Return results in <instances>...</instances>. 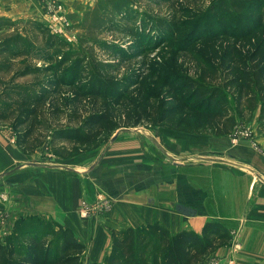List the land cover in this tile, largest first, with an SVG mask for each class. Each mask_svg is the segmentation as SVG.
<instances>
[{
    "label": "trees",
    "instance_id": "16d2710c",
    "mask_svg": "<svg viewBox=\"0 0 264 264\" xmlns=\"http://www.w3.org/2000/svg\"><path fill=\"white\" fill-rule=\"evenodd\" d=\"M253 1L97 0L84 24L94 16L90 28L136 41L130 48L97 42L114 60L71 51L72 42L43 22L0 16V124L11 127L22 153L48 141L52 154L62 157L98 148L118 128L142 122L187 124L219 136L236 124L227 113L228 90L238 110L243 101L257 108L255 127L264 133V37L255 46L249 40L246 51L234 44L220 54L217 44L261 27L262 3L253 7ZM143 2L165 11L142 10ZM233 16L246 28L230 29L225 21ZM165 45H174L169 60L145 59L131 70L142 50ZM177 53L194 63L196 79L178 70L184 62ZM109 231L102 264H198L232 238L219 220L206 221L199 233L171 232L159 222ZM85 251L74 232L53 218L26 215L0 242V264H82Z\"/></svg>",
    "mask_w": 264,
    "mask_h": 264
},
{
    "label": "crops",
    "instance_id": "0c3cea01",
    "mask_svg": "<svg viewBox=\"0 0 264 264\" xmlns=\"http://www.w3.org/2000/svg\"><path fill=\"white\" fill-rule=\"evenodd\" d=\"M47 1L0 0V16L46 25ZM62 1L66 17H75L73 1ZM2 129L0 176L18 167L4 176L3 196L17 194L18 217H51L71 229L86 245L82 264L103 263L110 229L159 222L171 232L199 233L208 220L221 221L232 238L198 264L212 257L216 264H264V138L258 136L262 145L255 150L246 140L230 146L227 137L216 136L210 153H204L198 141L178 146L176 135L125 129L104 150L98 147L48 165V159L40 162L8 149ZM84 202L95 206L87 216L81 213Z\"/></svg>",
    "mask_w": 264,
    "mask_h": 264
},
{
    "label": "rangeland",
    "instance_id": "374dc122",
    "mask_svg": "<svg viewBox=\"0 0 264 264\" xmlns=\"http://www.w3.org/2000/svg\"><path fill=\"white\" fill-rule=\"evenodd\" d=\"M54 1L58 4H61L62 7L64 8L63 10H65L66 14H67V8L64 5V2L62 0H51ZM73 2H71L70 4V8L72 11V14H74L75 17L73 18H69L67 17V19L69 20H73L71 23V26L68 27V32L69 34H73L75 35V41L72 43H69V47L71 49V51L73 52H78V53H83L86 54L87 57L89 56H96L98 59H107V60H114L117 57H114L112 55L109 56V54H107L104 51H101L97 48L96 43L99 41H105V42H111V43H115L118 44L120 46H123L124 48H130V46L132 44H136L133 39L126 37L125 35H120L118 33H108L102 30H98V29H94V28H90L89 27V22H93L94 20V16H88L87 17V22H85L84 24V17H85V13L91 9L92 7H94L95 3L97 0H72ZM262 3V6H259V12L260 15H262V23H261V27L255 29L254 32H252L251 34L245 36V37H230V36H226L223 37L219 40V42L217 43L218 45H220L218 51L220 54H222L225 50H227L230 46L236 44L237 46H241L243 51L246 50H250L251 47L248 43V41L251 43L252 46H255L258 42V40L262 39L264 37V0H254L251 4L253 7H256L257 3ZM210 4V2L208 1L204 7L203 10H205L208 5ZM148 4L146 2L142 3L141 9L142 10H148V9H152L153 11H156L158 13L160 12H164L165 8L164 7H157L156 5H151L150 7L148 6ZM246 14L248 16L249 12H246ZM68 16V15H67ZM75 18V19H74ZM47 20V19H46ZM69 20V21H70ZM68 21V22H69ZM71 22V21H70ZM69 22V23H70ZM226 23L229 24V28L232 29L234 24H236L237 28L236 30L239 31V28L245 27V25H242L241 23L238 22V18L237 16H233L232 18H230L229 20L225 21ZM47 25V24H46ZM174 45H165L163 46L160 50H151V51H145L142 50L143 52L141 53V55H139L136 58V61L131 65V70H135L138 67V64H140V62H142L143 60H148L149 62L153 59H159L160 56H162L163 58L169 60L170 57L172 56V51H173ZM250 48V49H248ZM177 56L179 57V63L184 62V67L182 69H178L179 71H181V73L186 74L187 76L196 79L198 76V74L196 73V67L194 65V63L191 62V60L189 59V57H183V54L181 53H177ZM226 97H225V101L227 102V113L229 115H233L236 118V124L234 125L233 129L227 133V134H223V135H219L221 139H223L224 137L228 138L229 141V145L230 146H234L237 145L241 140H246L249 144V146H251L253 149L255 150H259L261 149V143L258 142V136H260V139L262 141V139L264 138V133L263 132H258L256 130V124H255V118L257 115V108L255 109L250 108L248 105H246L247 103L245 101H243V105H241V107L238 108L236 107V103L234 101V96L231 93V91L226 90ZM0 128H3L2 130L7 134L6 138L7 140L5 141V145H7L8 149H14L16 148V151L20 149L17 147L16 142H15V133L14 131L11 129L10 126L8 125H4V124H0ZM183 128H176L175 126H170V125H157V124H149L146 122H142L137 126H129V127H120L118 128L111 136L103 139L100 141V146L99 148H102V150H104L105 148H107V146L109 145V143L111 142V138L113 135H115L117 132L121 131V130H125V129H130L133 130L135 133H138L139 131L143 132L145 135H149V134H153L155 137L156 136H160V137H164L171 134V135H176V144L178 146H186V144H195L196 141L201 142L202 146V151L204 153H210V141L214 142V138L217 136L215 133L209 131V130H203V131H192L188 128L187 124L185 126H182ZM247 132H251V135L254 136V140L252 141V139L250 138V136H246ZM237 139V141H234V139ZM219 139V140H221ZM63 145H65L66 147H69L70 144L68 143H64ZM195 146V145H193ZM197 146V145H196ZM224 145H222V143H219V147H222ZM51 145L49 144L48 141L45 142V144L36 149L32 154H26L29 155L31 158H36L38 160H40V162H44L47 161V159L49 161L46 162V164L49 165V163L53 162V161H57V159L59 161H67V160H72L73 158L85 153V152H89L91 150H95V149H91V150H82L81 152H79L76 155L70 156V157H62V156H55L54 154H52L51 150ZM18 151V152H19ZM41 151V153H40ZM46 151L45 154H43L42 152ZM21 152V151H20ZM229 152H231V149L229 148L226 153L228 154ZM22 153V152H21ZM205 157H207V159L210 157V155H206ZM46 158V160H45ZM98 158V157H97ZM227 158V156H226ZM209 160H211V158H209ZM226 162V161H225ZM14 167V166H13ZM12 167V168H13ZM17 168H14V170H17ZM14 170L11 169V171L6 174H3L0 176V204L3 206L2 211H0V242H3V238L5 235H8L12 232L13 230V226H14V222L16 221L18 214L15 213L18 210V205H19V200L18 197L15 195L17 194H12L13 197L8 196H3V191L4 188V176L12 173ZM204 172H208L207 170H203ZM212 173V171H211ZM211 173H209L211 175ZM209 175V176H210ZM4 198H6V200H4ZM14 209H17L16 211H14ZM230 242V241H229ZM226 243L224 245L229 244ZM222 245V246H224ZM221 246V247H222ZM84 256V255H83ZM214 260H218L214 257H212V259H210L208 261V263L206 264H210L212 263V261ZM203 261V260H202ZM201 261V262H202ZM227 264H229V260L227 261Z\"/></svg>",
    "mask_w": 264,
    "mask_h": 264
},
{
    "label": "built area",
    "instance_id": "2783aa9c",
    "mask_svg": "<svg viewBox=\"0 0 264 264\" xmlns=\"http://www.w3.org/2000/svg\"><path fill=\"white\" fill-rule=\"evenodd\" d=\"M46 17V24L53 33L63 36L69 42L75 41V35L69 34L68 32V27L71 26V24L68 22L61 4L48 0L46 2ZM247 135L250 136L252 141H255V137L251 135V132H247L246 136ZM234 141H237V139L235 138ZM4 200H6V198H4ZM93 209H95V206H89L88 203L84 202L82 204L81 213L83 216H87ZM210 264H216V262Z\"/></svg>",
    "mask_w": 264,
    "mask_h": 264
},
{
    "label": "water",
    "instance_id": "95a60500",
    "mask_svg": "<svg viewBox=\"0 0 264 264\" xmlns=\"http://www.w3.org/2000/svg\"><path fill=\"white\" fill-rule=\"evenodd\" d=\"M115 139V135H113L112 136V138H111V141H113ZM219 161H223V160H221V159H218Z\"/></svg>",
    "mask_w": 264,
    "mask_h": 264
}]
</instances>
